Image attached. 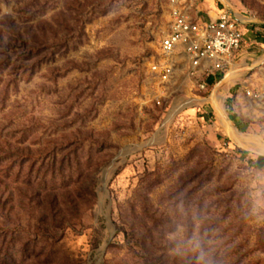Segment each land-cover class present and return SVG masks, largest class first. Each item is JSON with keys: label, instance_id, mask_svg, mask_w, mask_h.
Listing matches in <instances>:
<instances>
[{"label": "rangeland", "instance_id": "obj_1", "mask_svg": "<svg viewBox=\"0 0 264 264\" xmlns=\"http://www.w3.org/2000/svg\"><path fill=\"white\" fill-rule=\"evenodd\" d=\"M191 6L250 43L205 90L152 70L170 0H0V264H264V0Z\"/></svg>", "mask_w": 264, "mask_h": 264}, {"label": "built area", "instance_id": "obj_2", "mask_svg": "<svg viewBox=\"0 0 264 264\" xmlns=\"http://www.w3.org/2000/svg\"><path fill=\"white\" fill-rule=\"evenodd\" d=\"M195 1L170 0L171 27L152 70L167 82L185 73L205 90L235 66L246 45V28L229 9L206 19L194 15ZM246 95L264 104V88H247Z\"/></svg>", "mask_w": 264, "mask_h": 264}, {"label": "trees", "instance_id": "obj_3", "mask_svg": "<svg viewBox=\"0 0 264 264\" xmlns=\"http://www.w3.org/2000/svg\"><path fill=\"white\" fill-rule=\"evenodd\" d=\"M223 78V75L222 76H220V79H222ZM239 125V124H238ZM6 144V145H8L9 143L6 141V139H4V140H1L0 139V158H4V155L5 154H7V151L5 152V149L3 148V145L2 144ZM9 146H10V144H9ZM11 147V146H10ZM5 153V154H4ZM12 154L14 155V156H20L21 155V153H20V151H19V149L18 148H15V149H13V151H12ZM2 172V171H1ZM2 183H3V181H2V175H0V197L2 196ZM70 203H72L74 206L72 207L73 209H76V210H78L79 209V207H80V202L77 200V201H71ZM55 205L56 206H58L59 204L57 203V200H56V203H55Z\"/></svg>", "mask_w": 264, "mask_h": 264}, {"label": "crops", "instance_id": "obj_4", "mask_svg": "<svg viewBox=\"0 0 264 264\" xmlns=\"http://www.w3.org/2000/svg\"><path fill=\"white\" fill-rule=\"evenodd\" d=\"M230 10V9H229ZM213 11H209V12H206L207 14H203L201 11L199 12V14L197 15V16H199V17H201V18H203V19H206V18H208L209 16H214L213 15V13H212ZM232 13H234L233 11H232ZM216 14H217V12H216ZM215 14V15H216ZM235 14V13H234ZM236 15V14H235ZM236 17H237V15H236ZM249 41L247 40V33H246V45H245V47H244V49L242 50V52H241V54H240V57H239V59L240 60H242V61H244V59L246 58V53H247V48L249 47ZM238 62V61H237ZM237 65V63L235 64V66ZM235 66L231 69V71H233L234 70V68H235ZM229 73V72H228ZM228 73L225 75V78H226V76L228 75ZM224 78V79H225Z\"/></svg>", "mask_w": 264, "mask_h": 264}, {"label": "bare ground", "instance_id": "obj_5", "mask_svg": "<svg viewBox=\"0 0 264 264\" xmlns=\"http://www.w3.org/2000/svg\"><path fill=\"white\" fill-rule=\"evenodd\" d=\"M236 74V73H235ZM234 75V74H233ZM235 77V76H234ZM241 147L242 148H244V149H246V150H249V148L246 146V145H244V144H241ZM260 150L261 151H263V153H264V150L262 149V148H260Z\"/></svg>", "mask_w": 264, "mask_h": 264}]
</instances>
